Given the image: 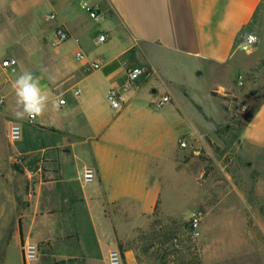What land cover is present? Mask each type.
<instances>
[{"label":"crops","instance_id":"0c3cea01","mask_svg":"<svg viewBox=\"0 0 264 264\" xmlns=\"http://www.w3.org/2000/svg\"><path fill=\"white\" fill-rule=\"evenodd\" d=\"M82 1L98 9L97 19L88 16ZM263 4L0 0V30L20 24L18 18L20 25L30 26L19 53L0 55V119L7 132L11 124L21 127L24 121L38 138L28 147L8 149L22 159L34 187L32 229L44 241L37 261L108 264V253L118 250L117 234L125 221L141 220L145 231L153 227L164 237L168 232L181 235V224L167 227L158 217L165 215L167 202L185 200L190 204L178 214L188 220L200 199L199 178L204 173L199 167L210 170L205 174L210 190L201 195L213 192L216 164L202 166L195 158L189 160L188 153L197 154L200 136L215 133L229 105L224 97L240 91V78L242 85H250L247 60L252 52L245 53L239 45ZM49 13L55 14L54 20L46 19ZM56 25L70 37L54 47ZM103 33L109 40L100 46L97 38ZM77 50L85 60L75 59ZM9 58L16 65L2 67ZM89 62L99 67L85 71ZM128 62L140 66L144 75L124 89ZM25 72L32 73L48 97L42 115L31 121L26 115L18 117L23 105L17 103L13 88ZM110 90L120 95L119 109L107 100ZM164 95L170 100L158 105ZM59 100L64 103L59 105ZM252 124L245 136L256 131ZM84 167L95 169L90 183L82 180ZM220 169L229 179L224 167ZM154 245L152 263L162 257L159 242ZM136 255L126 250L121 264H139Z\"/></svg>","mask_w":264,"mask_h":264},{"label":"rangeland","instance_id":"374dc122","mask_svg":"<svg viewBox=\"0 0 264 264\" xmlns=\"http://www.w3.org/2000/svg\"><path fill=\"white\" fill-rule=\"evenodd\" d=\"M17 21L22 24L21 18ZM20 24H7L0 30V55L20 52L30 30L29 25ZM249 33L257 37L250 48L252 57L247 60L253 77L250 85H242L240 78V91L224 97L229 105L225 107L226 114L216 125L215 133L200 136L196 148L192 147L197 154L191 150L188 153L189 160L195 158L202 166L216 164L213 192L201 195V191L210 190L211 184L207 185L205 181L208 177L205 174L210 170L199 167L204 173L199 178L200 199L188 220L178 214L190 204L185 200L167 202L165 215L156 219L157 222L161 219L167 227L174 222L183 226L181 235H172V243L160 245V252L164 250L165 255L152 263L155 248L142 253L146 243L160 242L163 234L153 227L145 231L147 228H143L141 220L134 224L125 221L120 225L123 230L117 234L120 255L126 250H134L143 264H161L163 259L168 264H191L189 262L196 259L198 264H264V112L258 113L264 103V4L250 23ZM19 123L21 137L10 143L0 119V264H27L22 256L26 241L35 244L37 249L44 246L43 237L32 229V180L22 159L8 151L10 146L20 149L38 142L34 130L24 121ZM250 123L256 131L245 136ZM222 167L229 179L220 175ZM198 212L201 220L194 227L191 219ZM130 228H134L132 233ZM28 264L65 263L36 260Z\"/></svg>","mask_w":264,"mask_h":264},{"label":"built area","instance_id":"2783aa9c","mask_svg":"<svg viewBox=\"0 0 264 264\" xmlns=\"http://www.w3.org/2000/svg\"><path fill=\"white\" fill-rule=\"evenodd\" d=\"M82 5H86V6H82ZM81 6H82V8H84L86 10L88 16L91 19H97L98 9L96 7L89 6L84 1L81 2ZM46 19L50 20V21L54 20L55 14L54 13L47 14ZM249 35H252V34L246 33L243 36V39H242L240 45L245 42L246 38ZM69 37H70L69 33L67 32V30L62 25H56L54 27V34H53V39L51 41V45L54 47H57L60 44H62L63 42L67 41L69 39ZM106 40H107V36L104 33L100 34L97 38V41L100 43H103ZM255 42L256 41L250 42L249 47L252 48L254 46ZM74 55H75V59L78 61L85 60V55L80 50H77ZM1 65H2V67L13 68L16 65V62L14 59L9 58V59L3 60ZM98 67H99L98 62H89L85 65L84 69H85V71H90V70H95ZM124 69H125V75H126V80H125V83L123 86L124 89H128V88L132 87L135 84V82L140 77H142L144 75V70L140 66H138L135 62H128V63L124 64ZM107 100L110 103V106L112 108L119 109L121 107L120 95L116 91L110 90L108 95H107ZM169 100H170V97L168 95L161 96V98L159 99L158 105L164 104V103L168 102ZM60 101H62V100H59L58 103H59V105H62L63 103H60ZM3 105H4L3 99L0 98V108L3 107ZM20 137H21L20 126L18 124H11L9 126V129L7 132L8 140L10 142H15V141L19 140ZM180 145L182 147H185V142H182ZM95 175H96L95 169L92 167H84L82 170V174H81L82 180L85 183L92 182L95 178ZM200 220H201V213L198 212V213L194 214V216L191 219L192 226L196 227ZM22 256H23V260L27 264L29 262L34 261L37 257L36 245L31 243V242L26 241L23 245V248H22ZM121 262H122V259H121V255H120L118 250H111L108 253V263L109 264H121Z\"/></svg>","mask_w":264,"mask_h":264},{"label":"clouds","instance_id":"9594fccd","mask_svg":"<svg viewBox=\"0 0 264 264\" xmlns=\"http://www.w3.org/2000/svg\"><path fill=\"white\" fill-rule=\"evenodd\" d=\"M256 40V36L249 35L245 42L239 46V49L251 54L252 50L249 47V43ZM13 88L18 97L17 103L23 105V111L17 114L19 118H23L26 115L28 119L35 120L37 116L42 115L45 110L44 102L48 97L42 92L39 81L34 79L32 73L25 72L22 74L13 84ZM60 103L64 102L60 101ZM54 107H58V105L54 104Z\"/></svg>","mask_w":264,"mask_h":264},{"label":"trees","instance_id":"16d2710c","mask_svg":"<svg viewBox=\"0 0 264 264\" xmlns=\"http://www.w3.org/2000/svg\"><path fill=\"white\" fill-rule=\"evenodd\" d=\"M185 225H188L187 222L185 223ZM162 237H164V234H163ZM171 239H172V233H171V232H168L167 234H165V237H164L163 240H161V241H162L163 243H164V242L172 243V242H170ZM154 244H155V240H152V241H150L149 243H146V244L142 247V253H143L144 251L147 252V251L150 249V247L153 246ZM161 244H162V243L159 242V245H161ZM171 245H172V244H171ZM147 249H148V250H147ZM122 251H123V250H122ZM161 254H162V256H164V255H165V251L162 250ZM122 255H123V252H122ZM136 258H137V261H138L139 264H143V261L140 259L139 255H136ZM189 263H191V264H192V263H193V264H198V260L196 259L195 262L190 261ZM161 264H168V263L165 262V259H163ZM182 264H188V263L185 262V263H182Z\"/></svg>","mask_w":264,"mask_h":264}]
</instances>
